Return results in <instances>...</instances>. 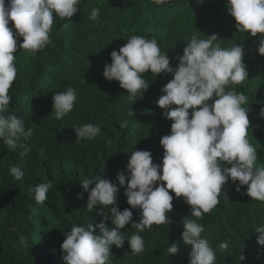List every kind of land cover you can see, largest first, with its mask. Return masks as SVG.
Listing matches in <instances>:
<instances>
[{
    "label": "trees",
    "instance_id": "1",
    "mask_svg": "<svg viewBox=\"0 0 264 264\" xmlns=\"http://www.w3.org/2000/svg\"><path fill=\"white\" fill-rule=\"evenodd\" d=\"M225 3L226 0H204L203 4L197 0H169L158 6L152 0H82L72 20L55 18L51 43L43 51L32 56L18 48V74L9 90V115L22 116L26 129L35 131L29 140L21 141L31 148L28 157L20 156L22 148L13 152L0 141V264H65L61 244L72 226H95L103 221L99 209L87 210L88 193L81 181L100 175L116 182L121 171L127 172L134 150L151 151L153 162H162L160 140L170 134L171 126L163 116L165 110L157 104L156 109L151 106L157 87L132 102L118 81L103 76L105 64L111 63L110 53L125 45L130 35L155 36L169 58L182 55L193 34L206 38L216 33V43L221 47L244 43L249 78L227 90L235 87L249 95V104L244 105L249 108V120L264 107V56L257 50L260 34L251 37L250 33L238 32ZM93 7L101 8L97 21L88 19ZM13 25L10 22L9 27ZM142 75L149 82L170 78L169 73L154 77L151 70ZM68 87L76 90L77 101L63 120H56L52 97ZM129 109L133 111L131 116ZM125 120L128 126L122 129L120 121ZM84 123L100 125L101 135L77 142L73 126ZM248 138L257 150V164H264V130L249 128ZM41 150L43 157L39 155ZM11 166L23 170L22 180L9 174ZM46 181H51L53 187L47 200L37 204L32 189ZM238 184L229 179L218 205L199 221L206 229L202 237L215 250L216 264H237L241 254L245 259L240 264H264V254L256 250L253 235L254 226L264 225V206L241 194L247 185L237 192ZM124 191L121 187L117 204L121 211L129 208L133 221H138L140 210L131 209ZM170 194L174 197L173 210L168 214L172 223L154 224L151 230L140 233L145 251L139 256L130 254L127 240L123 247L113 245L111 264H189L192 246L183 243L180 221L191 209L183 197L177 199L174 192ZM104 212L111 215L107 208ZM131 223L121 230L129 236L136 232ZM107 224L112 227L110 219ZM21 234L28 237V248L18 243ZM96 234H100L99 228ZM223 240L229 241L226 251L218 247ZM173 243L178 244L179 251L170 256L166 249Z\"/></svg>",
    "mask_w": 264,
    "mask_h": 264
},
{
    "label": "clouds",
    "instance_id": "2",
    "mask_svg": "<svg viewBox=\"0 0 264 264\" xmlns=\"http://www.w3.org/2000/svg\"><path fill=\"white\" fill-rule=\"evenodd\" d=\"M169 0H152L155 5H164ZM203 4L204 0H197ZM82 0H0V141L13 152L22 148L21 157H28L31 148L21 141L29 140L35 131L25 126L24 118L9 115L12 97L9 90L17 78L16 53L18 48L35 56L50 43L54 20L72 18L77 14ZM225 9L234 17L238 32L260 34L258 53L264 56V0H226ZM100 7H93L88 19L97 21ZM10 22H14L9 27ZM22 42L18 43L20 38ZM218 34L206 38L193 34L187 41L182 55L162 52L155 36L130 35L127 43L110 53L111 63L104 66L103 76L119 82L127 90L129 101L142 99L154 86L156 93L151 106L164 109L163 116L169 120L170 134L164 135L160 144L163 151L161 163H154L151 151L134 150L129 156L126 169L121 171L116 182L95 175L81 181L88 193L87 210L99 209L103 221L73 225L61 244L65 264H111L112 246L123 247L128 241L131 255L139 256L145 251V241L140 233L152 226L171 224L169 213L173 210V195L184 198L190 206V214L183 216L184 244L191 245L189 264H216V253L209 241L202 237L206 231L199 221L220 202L222 188L231 179L237 192L247 185L246 195L264 206V164H257V150L250 142L249 128L264 130V107L257 109L249 120V95L238 92L235 87L249 78L244 63V43L221 47ZM151 70L154 77L169 73L166 81L149 82L142 74ZM159 97L156 101V98ZM56 120L70 113L77 101L73 87L56 92L52 97ZM209 101H212L209 103ZM173 105L177 107H173ZM191 109V113L190 110ZM133 111L128 110L131 116ZM122 129L127 121H120ZM77 142L94 140L101 135L102 127L93 123L73 126ZM39 155L43 157L41 150ZM9 174L20 181L23 170L11 166ZM166 182V184L164 183ZM53 187L51 181L37 184L32 191L37 204L47 200ZM124 187V195L131 209H139L138 221H133L129 208L120 210L117 196ZM83 198V194H81ZM228 198V197H226ZM111 213L108 216L104 209ZM107 212V213H108ZM111 220L112 227L107 221ZM131 223L136 232L130 236L121 231ZM96 228L100 234H96ZM256 250L264 254V225L254 226ZM18 243L29 247L28 237L21 234ZM218 247L227 250L229 241L223 240ZM179 251L176 243L167 247L170 256ZM245 259L241 254L237 264Z\"/></svg>",
    "mask_w": 264,
    "mask_h": 264
}]
</instances>
